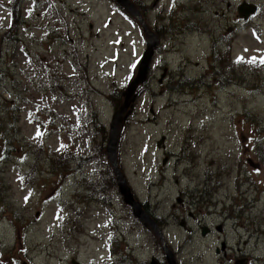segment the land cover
<instances>
[{
    "label": "rangeland",
    "instance_id": "rangeland-1",
    "mask_svg": "<svg viewBox=\"0 0 264 264\" xmlns=\"http://www.w3.org/2000/svg\"><path fill=\"white\" fill-rule=\"evenodd\" d=\"M138 1L149 27L165 34L158 36L152 55L146 54L139 26L125 20L127 10H115L111 0H0V38L8 34L23 40L10 46L11 53L3 44L0 54V91L8 100L4 109L17 112L18 140L9 160L0 162V264L101 260L111 231L105 228L108 207L101 211L92 198L80 203L82 190L72 179L57 193L59 179L48 170V156L60 148L62 159L72 154L80 162L94 156L97 145L106 150L126 87L144 74L115 152L136 199L161 220L178 264H235L242 256L264 264V164L251 141L264 140V134L251 135V125L264 122V0ZM242 2L257 5L258 12L242 20L236 9ZM226 34L229 48L222 39ZM212 39H221L219 50L229 49L236 70L262 88L210 85L183 95L169 91V82L180 76L198 80L206 72ZM146 56L150 64L140 62L137 69ZM114 90L121 99L116 93L110 101ZM244 108L252 121L241 115ZM94 123L105 131L97 139ZM38 124L46 133L42 137H37ZM83 170L98 171L91 163ZM204 179L208 184L202 186ZM229 203L240 213L238 208L229 212ZM124 214L115 204V216L122 219L114 244L118 258L127 255L131 264L160 258L159 241L148 242L152 231L127 232ZM129 217L141 225L132 213ZM183 220L186 228L180 226ZM200 224H221L224 232L203 238ZM221 242L228 247L225 256L215 252Z\"/></svg>",
    "mask_w": 264,
    "mask_h": 264
},
{
    "label": "trees",
    "instance_id": "trees-1",
    "mask_svg": "<svg viewBox=\"0 0 264 264\" xmlns=\"http://www.w3.org/2000/svg\"><path fill=\"white\" fill-rule=\"evenodd\" d=\"M142 18L148 24V21L146 20V18L143 16ZM14 29L15 28L13 26L11 29H9L8 33L13 32ZM152 30L157 34V36L160 35V37L162 38L165 37V34L157 32V29L152 28ZM226 37H228V34L222 35V39L224 40L225 43H227L226 47L228 45V48H229L230 42L229 40L226 39ZM7 39L12 41L9 43L8 48H6L7 43L5 42V40L2 39V37L0 38V49H2L3 44H5L3 48L4 51L6 53H10L12 51V48L10 46H15L18 42L14 41L13 38H11L10 36L7 37ZM22 41L23 40H21V42ZM217 42L221 44L222 40L220 39L219 41V39H212L211 46H210L211 47L210 56L208 60V68L206 72L200 75L198 80L187 79L184 76H180L181 79L178 82H169L167 86L168 90L174 91L175 93L179 95H183L186 89H188L190 93H195L200 89L209 88L210 85H215L220 89H228L232 86L241 88L248 84L249 87H252V92H256L257 89H261L262 88L261 86L254 84V82L252 81H248L243 72L236 70L237 68L235 67L237 66L234 65V62L232 61L230 62V50L228 49L225 52L220 51ZM240 67L242 68L243 66H240ZM263 67H261V69H263ZM2 70H3V66L0 63V71L2 72ZM5 73H8V71H5ZM207 80H209V82ZM200 85H203V88H201ZM0 89H1V82H0ZM56 89L58 88L56 87ZM51 92L54 93V91H51ZM140 92H142V89ZM116 93H119L116 96V98L118 100L121 99V96H120L121 93L118 90H114L109 95L110 101H112V95ZM62 94H64V91H62ZM7 101L8 100L4 98L3 93L0 91V160H1L0 162H6L9 160V154L14 153L15 151L14 140L18 141L16 139V132H15L17 131L15 129V125L17 123V112H15L14 109L10 107L4 109V107L7 105ZM5 110H8V111H5ZM7 114L9 115V118H5ZM241 115H243V117H245L246 119H251V121L253 119L252 117H250L249 111L246 108L243 109V113H241ZM251 126L253 127V131H255V132H252L251 135H254L255 133L258 135L264 134V122H262L260 125L258 124V126L257 124L251 125ZM94 130H95L96 139H97V135L99 131L100 132L102 131V133L105 134V131L103 130V128L101 127L99 128V125L97 127L95 123H94ZM251 141H252L253 147L256 148L257 150L258 158L261 159L264 164V140L259 139V140H251ZM95 151H97L98 153L97 156H99V158L102 159V156L105 157V150H103L101 146L97 145V147L95 148ZM57 158L60 160L59 162L61 163H58L56 165L55 163L57 162L56 161ZM103 160H104L103 162L105 165L103 166L102 164L101 166L103 170L105 168V171H102L103 178L104 179L106 178V180L110 178L112 182L110 187L114 189L113 190L114 193H117L115 178H114L112 169L109 166L106 158ZM69 161H70V157L62 159L61 156H59V154L57 153V151L56 153H54L53 158L49 157V168H50L49 171H52L54 173L57 179H59V182H61L63 175H65V173H68L69 171H71ZM120 169H121V166H120ZM99 180L101 179H98V181ZM59 182L57 183V185H55V187L56 186L58 187L60 185ZM207 182L208 181L204 179V183L202 184V186H204L205 184H208ZM86 189L88 192L82 194L83 200H90L91 199L90 191H92L91 189H93V186L90 190H88V188ZM198 191L200 190H196V193L193 196L196 200H197V195L201 196V194L198 193ZM117 195L118 194H116V196ZM116 196H114L115 199H117ZM208 197H210V195H208ZM236 207H237L236 204L231 203V205L228 206L227 208H229V212L234 213ZM239 213H240V210H239Z\"/></svg>",
    "mask_w": 264,
    "mask_h": 264
},
{
    "label": "water",
    "instance_id": "water-1",
    "mask_svg": "<svg viewBox=\"0 0 264 264\" xmlns=\"http://www.w3.org/2000/svg\"><path fill=\"white\" fill-rule=\"evenodd\" d=\"M115 2L118 3V5L122 9L123 8L126 9L127 12L133 18H136L139 21L140 25L143 26L144 33H145L144 37L146 39V45H147L146 54L149 53V55H152L153 50L158 46V43H159L158 37L151 32L150 28H148L147 25H145L142 17L140 18L139 13L135 9L136 7L134 6V4L130 0H115ZM256 9L257 8L255 7V5L248 4L246 2H242L237 7V14L240 18H243L244 20H246L247 17L252 16L253 14L256 13ZM147 60H149L148 63L150 64L151 58L148 59V57L146 59H144L143 61H140V62L144 63V62H147ZM140 64L141 63H139L138 68H141L142 64L141 65ZM144 79H145V74L142 77V79H138V78L135 79L133 82L134 84L131 85L129 88L127 87V92L124 93V97H125L124 104L120 108V110L115 113V115L113 116V119H112V131L110 130V139H109L108 148H107V156H108L109 162L113 168V171L115 173V178L117 181L119 192L123 196L125 203L131 206V208L133 210V215L136 218H138L145 226H147V224L151 225V228L156 232V234H157V236L161 242L162 248L166 254L168 264H175V261L173 259L171 252L165 246V242H164L163 235H162L161 231L158 229V227L155 225V223H153L149 219V217L146 214H144V212L142 211L140 203H138L134 200L133 195H132L129 187L127 186V182H126L123 174L120 172V170L117 166L116 159H115L116 158L115 157L116 143H117V136H118L119 128H120L122 122L127 117V115L131 112L132 106H130V105H131V103H133L135 101V98H136V95H134L135 86L142 83L144 81ZM129 107H130L129 112L123 118L122 117L123 114L125 113V111ZM164 163H165V160L163 161V164ZM177 202L180 203L179 198L177 199ZM202 234L205 235V232L203 231ZM222 249H223V245H222ZM73 264H77V263L73 262Z\"/></svg>",
    "mask_w": 264,
    "mask_h": 264
},
{
    "label": "flooded vegetation",
    "instance_id": "flooded-vegetation-1",
    "mask_svg": "<svg viewBox=\"0 0 264 264\" xmlns=\"http://www.w3.org/2000/svg\"><path fill=\"white\" fill-rule=\"evenodd\" d=\"M100 179L101 180H99L98 182L92 183V185H88L87 188H88V190H90L92 188V186H93V189H91L92 191H90V195H91V198L93 200L92 201L93 204L97 203V205H98V207L100 208L101 211H103L102 207H104V206L108 207V210L105 211V212L110 215L109 216L110 220L107 221V224L105 225V228H110L111 230L115 229V230H117L118 234L120 233L118 230H119V223L121 222L122 219L121 218H117L115 216V204H118L119 208H122L124 211L126 210V214H124V215H125V220L127 221L126 222L127 225L125 226V230L127 232H129L130 229H132L134 231L139 230L140 231V235H141V231H143V230L149 231L150 229L148 227H145L142 224L141 225H136L134 223V221H132L130 219L129 214L132 213L131 208L128 205H123V203H122L123 201H122V198L119 195V192H117V194H118L116 196L117 199H115L114 192H113L114 189H112V187H110V185L112 184L110 178L106 180V178L104 179L103 176H100ZM115 183H116V181H115ZM116 188H117V185H116ZM134 197L136 199L135 195H134ZM142 208H143V210L145 212H147V214L157 224L161 223V220L159 219L158 216H156L154 214V211H151L148 208L147 203L146 204L142 203ZM190 216L194 217V214L193 215L190 214ZM218 226H219L218 231L216 230L217 229L216 228L217 225L216 226L215 225L214 226H206L205 224H200V228L199 229H200V231L201 230L207 231L208 232L207 235H209L213 231H215L217 234L222 233L223 232L222 225H218ZM148 242H152L153 244H155V242H156L155 237L152 236L151 238H149ZM127 246H129V244H127V242H126V249L128 248ZM226 250H227V247L225 245L224 252H222L224 256L226 255ZM174 257L176 258L177 254L174 253ZM240 258L245 259L246 262L248 260L247 264H252V261H249L250 258L248 259V258H245L244 256L239 257V259ZM152 260L155 261V264H167L166 261H165V255H164L163 251L161 252V257L160 258L151 257L148 264H151ZM120 262H121V264H130V259L127 258V255H123L120 258Z\"/></svg>",
    "mask_w": 264,
    "mask_h": 264
},
{
    "label": "snow or ice",
    "instance_id": "snow-or-ice-1",
    "mask_svg": "<svg viewBox=\"0 0 264 264\" xmlns=\"http://www.w3.org/2000/svg\"><path fill=\"white\" fill-rule=\"evenodd\" d=\"M238 59H239V60H242L243 58L241 57V58H238ZM249 62H250V63H251V62H255V57H253L252 60L249 61ZM261 63H264V59L261 60ZM37 135H41V133H39V131H38V132H37Z\"/></svg>",
    "mask_w": 264,
    "mask_h": 264
}]
</instances>
